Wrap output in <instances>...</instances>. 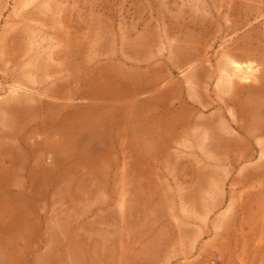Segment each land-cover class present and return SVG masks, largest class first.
Segmentation results:
<instances>
[{
    "label": "rangeland",
    "instance_id": "1",
    "mask_svg": "<svg viewBox=\"0 0 264 264\" xmlns=\"http://www.w3.org/2000/svg\"><path fill=\"white\" fill-rule=\"evenodd\" d=\"M158 258L264 264V0H0V264Z\"/></svg>",
    "mask_w": 264,
    "mask_h": 264
},
{
    "label": "crops",
    "instance_id": "2",
    "mask_svg": "<svg viewBox=\"0 0 264 264\" xmlns=\"http://www.w3.org/2000/svg\"><path fill=\"white\" fill-rule=\"evenodd\" d=\"M118 263H120V262H118ZM140 264H148L147 262H143V263H140ZM149 264H164L163 262H162V259H155V260H153V261H151Z\"/></svg>",
    "mask_w": 264,
    "mask_h": 264
}]
</instances>
